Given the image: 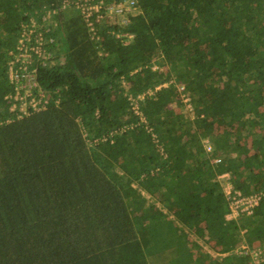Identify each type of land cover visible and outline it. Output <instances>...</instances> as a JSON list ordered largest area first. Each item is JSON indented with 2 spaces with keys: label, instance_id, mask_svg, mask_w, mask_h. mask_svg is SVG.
I'll return each mask as SVG.
<instances>
[{
  "label": "trees",
  "instance_id": "trees-1",
  "mask_svg": "<svg viewBox=\"0 0 264 264\" xmlns=\"http://www.w3.org/2000/svg\"><path fill=\"white\" fill-rule=\"evenodd\" d=\"M61 3L0 0V264H189V233L229 254L197 264H250L243 245L264 261V197L225 222L218 180L264 193V0H138L130 25L107 17L99 41L63 11L56 63L38 75L60 103L7 123L21 26Z\"/></svg>",
  "mask_w": 264,
  "mask_h": 264
},
{
  "label": "built area",
  "instance_id": "built-area-1",
  "mask_svg": "<svg viewBox=\"0 0 264 264\" xmlns=\"http://www.w3.org/2000/svg\"><path fill=\"white\" fill-rule=\"evenodd\" d=\"M67 10L80 13L91 40L95 41L101 40L100 25L107 17H111L113 21L117 20L120 26H128L132 18L140 14L138 0H62L60 5L45 6L37 16L32 15L21 26L16 51L8 63L9 80L13 91L5 97L11 113V117L6 120L7 123L59 105V90L51 92L43 88L38 75L39 69L49 68L56 63L58 36L54 34L59 32L62 13ZM109 33L115 34L117 38H127L124 40L126 45L133 38V35L127 32L115 33L109 30ZM97 49L100 55L104 54L99 45ZM143 98L144 95H140L133 101L136 113H138L137 101ZM184 101L188 102L187 97H184ZM187 107L191 109V105L187 104ZM205 147L208 152L212 151L208 140L205 141ZM229 196L231 216L238 217L242 213L252 215L264 197V193L243 196L236 191L234 194L229 192ZM235 253L250 256V264H262L263 262L260 249H252L243 245Z\"/></svg>",
  "mask_w": 264,
  "mask_h": 264
},
{
  "label": "crops",
  "instance_id": "crops-1",
  "mask_svg": "<svg viewBox=\"0 0 264 264\" xmlns=\"http://www.w3.org/2000/svg\"><path fill=\"white\" fill-rule=\"evenodd\" d=\"M61 20H62V17H61ZM138 101H137V106H138V113L137 114L140 115ZM185 103L188 104V105H191L189 103V99H188V102H185ZM132 106H133V109H134V106L135 105L132 104ZM186 110L189 111L187 105H186ZM141 120H142V122H146V119L144 117H142V116H141ZM86 136H85V133H84V137H86ZM155 139H156V142L158 143V139L156 137H155ZM206 140H208L210 142V145H211L212 151H213V144H212V142L209 139H206ZM206 140H204V145H205V141ZM158 146L160 147V145H158ZM212 151L208 152L207 149H206V153H207V155H209V157L212 155ZM211 159H212L211 162L214 165H217V164H219L221 162L219 158H211ZM229 178H230V176L227 173L219 176V178H218V180L220 181V183H221V185H222V187L224 189V192H225V203H227V198H228L229 192H232V186L229 183ZM149 197L150 196H147V198L150 199L151 200V203H152V198H149ZM153 204H155V203H153ZM156 207L161 211V213H163V214H167V213L170 214V216H169V219L170 220L176 221V217H175V215L173 214L172 211L170 212L169 210L165 209L164 206L162 204H160L159 202L156 203ZM233 218L234 217L231 216V214H229V215L226 214L225 215V222L228 221V220H231ZM206 232H208L207 229H206ZM207 239H208V237H206V236L203 238V237H198L194 233L193 234L192 233H189V241L187 243L185 242V245H183L190 252H192V253L195 254L194 255L195 256V259L192 260V261H190L189 264H197L198 263V260H199L198 257L202 253L207 254L213 260L218 259V261L220 263H221L222 260H224L226 257H228L229 254H226V253L221 254V253H219L222 250V248L219 245H217L216 243H213L211 241H208ZM179 257H181V256H179ZM174 262H177L176 259H174ZM178 264H182V263L179 262ZM206 264H210V262L207 261Z\"/></svg>",
  "mask_w": 264,
  "mask_h": 264
},
{
  "label": "rangeland",
  "instance_id": "rangeland-1",
  "mask_svg": "<svg viewBox=\"0 0 264 264\" xmlns=\"http://www.w3.org/2000/svg\"><path fill=\"white\" fill-rule=\"evenodd\" d=\"M72 12L74 11V10H71ZM74 12H76V11H74ZM171 226V228H172V230H173V225H172V223H170V222H165L164 221V224H163V228H164V232H167L168 230H169V227ZM174 228L176 229V224H174ZM179 233H180V235H181V230H179ZM172 235H173V241L174 242H180V236L177 234V233H175L174 231L171 233ZM262 264H264V261L262 262Z\"/></svg>",
  "mask_w": 264,
  "mask_h": 264
}]
</instances>
